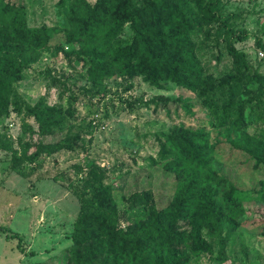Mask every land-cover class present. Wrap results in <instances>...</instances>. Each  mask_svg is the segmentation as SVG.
<instances>
[{"label":"trees","instance_id":"trees-1","mask_svg":"<svg viewBox=\"0 0 264 264\" xmlns=\"http://www.w3.org/2000/svg\"><path fill=\"white\" fill-rule=\"evenodd\" d=\"M58 4L62 22L29 25L22 2L0 0V121L11 114L22 116L15 139L0 131V150L10 152L12 170L28 177L41 165L42 156L85 149L82 132L72 131L71 100L66 105L49 104L41 96L30 103L16 88L43 54H62L73 70L81 61L76 75L90 83V89L116 79L130 83L136 77L155 88L170 82L194 95L206 123L200 127L179 123L160 132L159 150L150 159L162 164L175 183L162 207L156 205L153 191L143 188L120 196V208L115 198L119 184L105 182L104 167L94 161L86 167L72 164L78 177L69 186L79 210L69 235L67 264H190L203 255L221 263L247 212L245 203L264 200V188H240L216 154L218 144L225 143L249 155L253 167L264 165V74L237 46L247 38L239 23L242 13L226 10L225 0ZM126 27L131 34L123 37ZM255 45L264 53L259 37ZM221 46L228 67L215 73L208 53L220 60L221 51L214 49ZM43 77L48 87H68V78L54 69L44 70ZM184 109L192 114L191 105ZM252 121L261 126L249 132ZM92 124L88 121L85 128ZM210 129H217L223 140L212 139ZM53 135L58 139L43 140Z\"/></svg>","mask_w":264,"mask_h":264},{"label":"rangeland","instance_id":"rangeland-1","mask_svg":"<svg viewBox=\"0 0 264 264\" xmlns=\"http://www.w3.org/2000/svg\"><path fill=\"white\" fill-rule=\"evenodd\" d=\"M15 1L24 4L29 25L62 22L59 0ZM225 8L242 13L239 23L247 31V38L237 46L246 53L251 66L264 74V53L255 45L256 37L264 42V0H225ZM130 34L126 27L123 37ZM214 51H221L220 60L209 52L207 61L218 73L228 67V61L223 46ZM74 66V70L70 69L60 53L43 54L16 83L20 94L30 103L41 96L49 104L66 105L71 100L72 131L82 132L85 149L42 156L41 165L28 177L12 170L10 152L0 150V264H67V252L72 245L69 235L79 210V202L69 186L78 177L71 168L74 163L86 167L94 161L104 167L108 176L105 182L119 184L115 198L120 208V196L143 188L153 191L158 207L166 205L175 186L173 175L150 159L159 150L160 132L179 123L206 126L205 113L194 95L170 82L155 88L136 77L130 83L116 79L104 87L90 89V83L76 75L82 62L77 61ZM47 68L68 78L66 90L46 85L43 72ZM72 96H79V100H72ZM185 104L191 105L192 114L185 111ZM21 119V115L11 114L0 121V131L5 130L15 139L20 132L8 129V123L14 122L19 129ZM27 121L34 124L31 117ZM88 121L93 122L89 130L85 128ZM259 126L252 121L248 130L254 132ZM217 131L209 130L211 138L223 140L224 136H218ZM56 139L57 135L43 138ZM217 150L226 173L240 188H264V165L253 167L249 155L229 144L220 143ZM245 204L247 212L227 243L225 260L219 263L203 255L190 264H264V200Z\"/></svg>","mask_w":264,"mask_h":264},{"label":"built area","instance_id":"built-area-1","mask_svg":"<svg viewBox=\"0 0 264 264\" xmlns=\"http://www.w3.org/2000/svg\"><path fill=\"white\" fill-rule=\"evenodd\" d=\"M8 127H9L10 130H13V129L19 130L18 127H16L15 124H14V122H12V121H10L8 123Z\"/></svg>","mask_w":264,"mask_h":264}]
</instances>
